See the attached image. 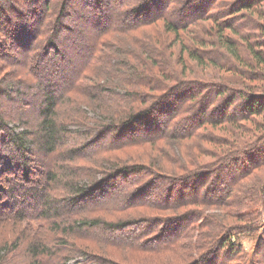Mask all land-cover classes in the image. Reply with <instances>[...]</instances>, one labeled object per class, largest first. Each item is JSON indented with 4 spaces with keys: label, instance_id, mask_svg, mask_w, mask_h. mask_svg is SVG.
<instances>
[{
    "label": "trees",
    "instance_id": "trees-1",
    "mask_svg": "<svg viewBox=\"0 0 264 264\" xmlns=\"http://www.w3.org/2000/svg\"><path fill=\"white\" fill-rule=\"evenodd\" d=\"M73 1L76 0H0V63L3 65V70H10L0 80V166L3 164L4 159L1 149L5 142L3 136L9 139V143L13 145L15 152L21 154L24 161L22 167L25 170H27L28 159H31L30 155L33 147V149H37L38 157H46L49 163L46 183L39 188L19 185V188L23 190L24 199L12 201V205L14 202L19 204L13 216L4 213L0 218V226L7 224V221H11L13 226L14 237L11 243H8L6 254L10 255V252L15 256V264H69L70 258L84 259L83 256L86 255L85 247L83 248L79 243L90 240L88 238L90 233L87 230L92 227L99 228L103 226L104 230L114 234L115 232L124 231L122 227L124 228L127 225L121 223L123 220L108 224L106 221L92 219L91 216H86L83 219L81 216L83 211L88 214L92 212L88 206L94 203V198H91L94 193L92 194V191H87L83 189L84 186H80L84 183L82 181L84 178L75 173V162L70 161L68 155L61 161L54 157L60 151L65 153L68 148L76 147L81 140L89 139L87 136L80 134L78 130L70 129L76 126H87L82 120L84 107L101 106L100 108L97 107V111L109 118L110 122L118 118L117 123L106 126L105 132L118 133L116 137L120 140L131 138L139 133L150 134L151 136H148L146 140L137 141L144 143L159 142L166 138L176 139L172 136L190 139L198 133L200 127L204 126L206 128L211 124L215 126L214 123L219 122L227 125H240V122H249L255 125V120L251 119L250 116H259L257 112L262 109L261 102H253L247 96L257 94L253 93L252 90H258V95L264 92V70H258L260 65L264 66V51L258 53L249 41L245 48L240 47L239 42L227 34V31L233 30L232 26L227 22L221 23L220 19L222 18L220 17L216 18L211 15L202 17L206 14V9L201 13L198 9L200 7L193 10L194 1L188 2L186 0L189 5L179 11L182 19L177 22L168 16L173 10L169 3L162 5L163 0L156 2L155 7L157 9L155 12L151 10L154 0L150 3L149 0H86L82 2L83 5L92 6L93 10L97 12L94 14L92 8L91 11H85V7L82 10H75L72 8ZM232 6L230 5L229 15L232 13L230 16L239 15L244 17L245 14L241 13L250 12L257 14L259 17V19L252 17L251 21L264 20V0H243L235 5V8ZM165 8H167V11ZM110 10H112V14L109 13ZM186 15L194 17L191 22L186 23L183 19ZM198 17L200 18L197 19ZM65 19H70L73 22L67 25L64 23ZM204 20H212L215 24L207 31L211 39L196 37L197 43L195 45L198 47V51H193L191 47H185L183 53L188 51L189 54L185 63L187 68L183 69L187 71L191 65H194L193 63L196 66L205 67L206 61L199 54H201V49L205 51L209 46L219 45L231 60H241L242 62L245 61L241 50H249L253 59L250 62H245L248 70L239 71L238 67H234L233 73H231L234 77L231 80L242 83L248 91V94H244L242 98L246 104L245 108L244 106L235 108L236 113L242 111L246 114L242 113L240 119L235 116H229L228 118L226 116L222 119L214 117L217 110L214 112L208 111L210 107H214L219 99L216 98L211 103L209 96L212 93L209 90L205 91L202 85L195 84L193 87H198V89H195L188 86L186 81L176 79L175 66L174 70L169 72L163 63L157 62L153 57L149 56L143 59L144 57L139 55L140 53L138 54L132 46L133 54L135 52L134 55L137 58H132L131 62L119 53L120 49L128 46L122 39V35L126 33L143 30L147 26L163 21L166 23V31L174 34L176 39L179 40L185 29L187 31L190 26H197L199 21ZM261 22L260 27L264 25V21ZM81 24L96 30L94 39L89 45L86 43L88 34L82 32ZM114 33L119 34L114 35ZM111 35L117 37H113L115 41L108 45V38ZM237 35H240V33L237 32ZM24 40H27V42L25 43ZM118 42L121 43V47L115 48L118 47ZM64 43L74 47L72 48L75 51L73 57L69 54L71 50L67 52L63 48ZM174 45L171 44L170 49H173ZM259 45L264 47L263 43H259ZM194 49L196 50V48ZM172 52L174 54L177 51L173 50ZM250 54H248L249 57ZM75 56H77L78 63L73 60ZM119 60L124 64H121ZM76 64L78 65L76 66ZM211 65L213 64L211 63ZM192 70H194L193 67ZM47 71L51 76H47L48 80L44 81L42 74ZM69 76L71 77L68 80L69 82L63 88L57 89L60 87L61 80H67ZM258 82L261 84L255 86L249 84ZM230 83L227 85L229 86ZM221 88L223 87L219 86L217 92L221 98L219 102L226 101L230 97L229 94H226V88L224 90ZM191 91L196 92V94L187 95ZM7 92L12 93L19 99L12 98V94L7 97ZM28 96H33L34 100L38 96L42 98L41 103L38 105V117L34 118L35 116L33 117L30 114V117L26 120L25 115L5 110L8 107L3 101H10V104L13 101L14 105L24 102V105H28L30 99ZM235 97L236 95L228 103L229 106L233 105ZM200 103H202V107H200ZM174 105L177 107L175 108ZM113 106H120V110L114 111L108 108ZM150 114L157 116L159 114L165 116L166 114L168 117L167 125L163 130L159 129V124L164 117H160L159 121H156V118L147 120ZM181 114V118L177 119ZM201 115L204 116V119ZM216 118L217 120H215ZM176 119L177 124L186 126L183 129L184 133H174L176 126L174 121ZM20 122L25 124L19 125ZM241 130L248 134L245 139L238 140L242 137L239 129L235 131L229 129L228 131L232 132L230 134L238 140V143L230 141L234 145L226 144L227 148L220 155L213 157L220 161L227 159L223 161L225 164L226 161H232V164L229 163L223 169L226 174L228 171L231 172V165L235 170L234 168L238 162H241V156L246 158L244 160V163L248 165L246 172L260 167L261 169L264 168V156L261 153L264 152V148L253 146L257 136L252 131L245 130L242 126ZM134 141H136L134 138L129 142L121 141L115 149L127 148L134 144ZM218 143L222 142L219 141ZM219 150L220 148L217 147V151ZM255 150L260 152V156L252 154V151ZM14 160L10 158L11 166L6 165V167H9V169L18 168L20 163ZM109 160L111 159L103 160V163ZM51 162L56 164L54 168ZM248 162L252 164L249 165ZM254 162L256 163L253 164ZM103 163H101L102 167L105 166ZM116 167H120V164ZM179 167L180 171L187 174L201 169L198 158L190 160L189 164H180ZM120 168L122 169L121 173L129 172L127 166ZM246 172H240L241 175L235 174L236 179L231 183V188L233 183H239L242 174ZM165 173L161 177L158 176L154 182L146 183V186L154 189V184L161 181L174 183L175 180H170V176H167L170 172L165 171ZM190 178L194 179L193 177H187V180ZM180 181L182 180L180 179ZM192 181L195 182V180ZM53 182H61L63 186L66 183L64 186L65 191L76 195V198L68 199L67 202L52 198L51 192L56 193L58 190L52 184ZM258 186H261V184H258ZM127 191L131 195L132 190L128 189ZM9 192L13 196L15 194L14 188H11ZM259 192L264 195V187ZM136 194L134 193L128 197L129 200L132 201V197ZM138 194L142 195L141 192ZM30 200L33 203L36 202L32 211L28 210ZM72 204L74 206L83 204L84 208L82 211L73 210ZM142 205L150 208V203L143 202ZM65 210H67V218L62 222L60 216H62V211ZM178 215H181V212ZM165 231L167 229L163 231V235H166ZM162 234L159 240L157 239L158 242L151 246H146L143 242L145 236H142V240H140L142 245L139 246V252L162 254L173 251L181 246L185 238V232L183 233V231L176 232L174 237L166 239H162ZM99 241L102 243L107 242L105 240ZM231 241L232 238L225 237L221 242L215 244L220 247L219 245L223 243V248L230 246V250H233L234 246ZM215 242L218 241L215 240ZM111 245H115V242H109V246ZM85 249L88 251L89 256L95 254L89 252L91 248H88V245ZM62 252L66 253V257ZM241 259L244 258L241 257ZM78 263L86 264L85 262L81 263V261Z\"/></svg>",
    "mask_w": 264,
    "mask_h": 264
},
{
    "label": "rangeland",
    "instance_id": "rangeland-1",
    "mask_svg": "<svg viewBox=\"0 0 264 264\" xmlns=\"http://www.w3.org/2000/svg\"><path fill=\"white\" fill-rule=\"evenodd\" d=\"M76 1L72 2V8L75 10H82L85 7V11H91L92 8V13H97L93 10L92 6L82 4L86 0ZM151 1L149 0V3ZM157 1H153L154 4L151 9L153 12L157 9L155 7ZM190 1H194L193 10L195 8L197 10L200 7L198 9L201 13L206 9V14L202 17L211 15L212 17L222 18L220 19L221 23H229L233 30L227 31V34L234 37L239 42L240 47L245 48L249 41L258 53H262V50L264 51L263 45H259V43L264 44V36H262L264 34V25L260 27L261 21L264 20L251 21L252 17L255 19H259V17L257 14L250 12L241 13L245 14L244 17L239 15L230 16L232 13L229 15L230 5L234 7L243 0H188V2ZM166 3H169V6L173 10L168 16L175 22L182 19L179 11L189 5L186 0H163L162 5ZM165 10L167 11V8ZM109 13L112 14V10ZM193 18L192 15L183 17L186 23L191 22ZM72 22L70 19L64 20V23L67 25ZM214 25L212 20L199 21L197 26L192 25L187 31L185 29L180 35L181 38L177 40L174 34L166 31V23L160 21L147 26L143 30L122 35V39L128 46L120 49L119 53L131 62L132 58H137L134 55L135 52L133 54L135 50L138 54L140 53L139 55L144 57L143 59L150 56L157 62L163 63L169 72H172L175 66L177 72L175 78L186 81V84L191 88L198 89V87L193 86L195 84L202 85L205 91L209 90L212 93L209 96L211 103L216 98L221 100L217 94L219 86L223 87L221 88L222 90L226 88V94H229L230 97L226 101L219 102L218 100L219 103L217 102L214 104V107H210L208 112L217 110L214 117H220V119L226 116V118L235 116L240 119L242 118V113H245L242 111L236 113L235 108L237 106L240 108L244 106L245 108L246 104L242 98L244 94H248V91L242 83L231 80L234 78L231 73H233L234 67H238L239 71L248 70L245 62H250L253 59L249 50H241L245 61L242 62L241 60H231L229 55L219 45L209 46L205 51L201 49V54H199L200 52L198 53L205 59V67L196 66L193 63L194 65H191L187 71L183 69L186 67L185 63L189 54L188 51L187 53H183L185 47H191L193 51H198V47L195 45L197 43L195 38L211 39L207 31ZM197 27L200 29L198 30ZM81 29L83 33L88 34V41L86 43L89 45L94 39L96 30L88 28L85 25H82ZM237 32L240 35H237ZM114 35L108 38V45H111L112 41H115L113 37L117 36ZM241 36L244 37L242 38ZM24 42L26 43L27 40H24ZM66 43L69 44L68 42ZM118 44V47L115 48L121 47V43L118 42ZM171 44H175L173 49H170ZM63 48L67 52L71 50L69 54L72 57L75 55V51L72 49L74 47H70V45L64 43ZM171 50L177 52L173 54ZM248 54H250V57ZM73 60L75 63H78L77 56ZM119 61L121 64H124L121 60ZM192 67L194 70H192ZM258 70H264V66L260 65ZM9 72L10 70H3V65L0 63V80ZM42 75L44 81L48 80L47 76H51L48 71L43 72ZM70 76L67 80H61L60 87L57 89L63 88L72 77ZM228 83H230L229 86L227 85ZM249 84L255 86L261 83ZM4 88L6 87L4 86ZM252 91L257 94H252L247 96V98L253 102H261L260 106L262 105L261 111L257 112L259 116L249 115L257 124L240 122V125H227L226 123L219 122L214 123L215 126L211 124L206 128L204 126L200 127L198 133L190 139L170 134L176 139L166 138L154 143L137 142L146 140L148 136H151L150 134L146 135L143 133L120 140V138L116 137L118 133L105 132L106 126L118 122L119 119L117 117L116 120H113L116 122H110L109 118L103 114H99L97 111V107L100 108L101 106L84 107V110H82L84 113L82 120L88 127L76 126L70 129L78 130L80 134L87 136L89 139L81 140L76 147L68 148L65 153L60 151L54 157L61 161L68 155L70 161L75 162V173L84 178L82 180L84 183L79 185L81 187L84 186L85 188L83 189L87 191H92V194L94 193L91 195V198H94V203L88 206L92 212L88 214L83 211L81 213L83 219L86 216H91L92 219L106 221L108 224L123 220L121 223L127 225L124 226L125 229L122 227L124 231L115 232L114 234L104 230L103 226L99 228L92 227L87 230L90 233L88 237L90 240L81 241L79 244L83 248H86L88 245V248H91L89 252L95 254L89 256L88 251L84 248L87 256H83L84 259L70 258L69 264H79L78 262L80 261L86 264H264V195L259 192L264 187V168L261 169L260 167L259 169L246 172V168H248V165L244 163L246 158L241 156V162H238L234 168L235 170H233L231 165V172L228 171L226 174L223 169L229 163L232 164V161H226L225 164L223 161L227 159L220 161L213 158L216 155H220L227 148L226 144H229L230 141L238 143V140L241 141L248 136L247 133L242 132L241 126L247 131H252L257 136L253 146H259L261 149L264 148V92L258 95V90ZM192 93L196 94V92L191 91L187 95H191ZM9 94L11 95L12 93L7 92L6 96L8 97ZM234 95H236L233 100L235 102L229 106L228 103ZM28 97L30 98L28 105H24L22 101H20L22 104L19 105H14L13 101L11 104L10 101H3L8 107L5 110L25 115L26 120H28L30 114L33 117L35 116L34 118L38 117V105L41 103L40 100L42 98L38 96L34 100L33 96ZM12 98L19 99L13 94ZM241 101L243 102L241 103ZM200 107H202V103H200ZM222 107L223 109L221 110ZM108 108L114 111L120 110V106ZM162 116L164 118L160 121L159 129L163 130L167 125L168 117L166 114L165 116L163 114H159V116L150 114L147 120L156 118V121H159ZM181 116L182 114L177 119L181 118ZM177 119L174 121L176 124L174 133H184L183 129L186 126L177 124ZM20 124L23 125L25 123L20 122ZM138 127L140 128V126ZM229 129L233 131L239 129L242 137L237 140L230 134L232 132H229ZM133 138L136 141L131 146L115 149L119 142H129ZM3 139H5V142L1 147L4 159L3 164L0 166V218H2L4 213L13 216L19 204L14 202L12 205V201L24 199L23 190L19 188V185L29 188H39L46 183V173L49 164L46 157H38V151L36 148L33 149V147L32 154L30 155L31 159H28L27 170H25L22 167L24 161L21 158V154L15 152V148L9 143V139L6 136H3ZM219 141L222 143H218ZM230 144L234 145L233 143ZM217 147L220 148L219 151H217ZM259 153L256 150L252 151V154L257 156H260ZM261 153L264 156V152ZM10 158L17 160L20 166L16 169L6 167V165H10ZM108 158L111 160L103 163V160ZM197 158L201 166L199 171L195 172V170L189 174L180 171V164H189L190 160ZM101 163L105 164V166L102 167ZM118 164L122 168L127 166L129 172L121 173L122 169L116 167ZM248 164L252 163L248 162ZM55 166L56 164L52 163V167L54 168ZM221 167L223 168L221 169ZM165 171L170 172L167 176H170V180H175L174 183L171 184V181L167 183L161 181L154 184V189L146 186V183L154 182L158 176L165 175ZM243 171L246 173L242 174L239 183H233L231 188V183L236 179L235 174L241 175L240 172ZM196 173L198 174L193 176ZM187 177H193L194 179L190 178L187 180ZM180 179L182 181L179 182ZM192 180H195V182ZM64 182L66 181L64 180ZM52 184L55 185V188H58L56 193L51 192L52 198L62 202L76 198V195L65 191L64 186L66 183H64V186L61 182H53ZM142 184L144 185L142 186ZM258 184H261V186H258ZM11 188L15 190L13 196L9 192ZM128 189L132 190L131 195L137 193L132 197V201L128 198L131 196L127 191ZM140 192L142 195L138 194ZM252 200L254 201L253 203ZM143 202L150 203V208L142 205ZM35 204L36 202L33 203L30 200L28 210L32 211ZM71 207L74 208L73 210L78 211H82L84 208L83 204H78L77 206L72 204ZM62 212L60 220L63 222L67 218V210ZM180 212L181 215H178ZM6 223L0 226V264L3 262L4 264H15V256L10 252V255L6 254L8 243L10 244L14 237L11 221H7ZM165 229H167L164 232L166 235H163L162 233ZM179 231L185 232V238L177 249L162 254L139 252V246L142 245L140 241L142 240V236H145L143 242H145L146 246H151L158 242L161 234L162 239H166L174 237L175 233ZM225 237H228V239L232 238L231 244L234 246L233 250H230V246L223 248V243L219 245L220 247H217L218 244H215L221 242ZM99 240L107 242L102 243ZM215 240L218 242H215ZM109 242H115V245L109 246ZM62 253L66 257V253ZM241 257L244 259H241ZM246 258L248 259L247 262Z\"/></svg>",
    "mask_w": 264,
    "mask_h": 264
}]
</instances>
